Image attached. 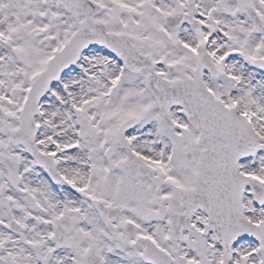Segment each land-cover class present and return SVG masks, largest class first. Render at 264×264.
Wrapping results in <instances>:
<instances>
[{
  "label": "snow or ice",
  "instance_id": "obj_1",
  "mask_svg": "<svg viewBox=\"0 0 264 264\" xmlns=\"http://www.w3.org/2000/svg\"><path fill=\"white\" fill-rule=\"evenodd\" d=\"M0 264H264V0H0Z\"/></svg>",
  "mask_w": 264,
  "mask_h": 264
}]
</instances>
